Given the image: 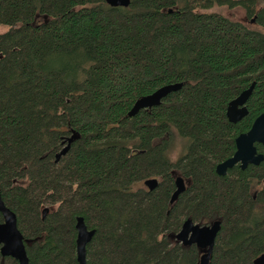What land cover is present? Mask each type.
I'll return each mask as SVG.
<instances>
[{
	"label": "trees",
	"instance_id": "1",
	"mask_svg": "<svg viewBox=\"0 0 264 264\" xmlns=\"http://www.w3.org/2000/svg\"><path fill=\"white\" fill-rule=\"evenodd\" d=\"M217 7L243 9L257 28ZM1 27L0 190L30 264H78L79 217L95 232L87 264H254L264 253V162L216 172L264 113V0H0ZM253 84L248 115L231 123L230 102ZM177 175L187 189L172 203ZM151 179L154 190L139 187ZM187 221L220 223L210 253L180 238ZM0 264L19 263L0 253Z\"/></svg>",
	"mask_w": 264,
	"mask_h": 264
},
{
	"label": "water",
	"instance_id": "2",
	"mask_svg": "<svg viewBox=\"0 0 264 264\" xmlns=\"http://www.w3.org/2000/svg\"><path fill=\"white\" fill-rule=\"evenodd\" d=\"M112 7H128L130 0H106ZM182 88V84L168 85L158 89L153 94L139 99L132 110L129 117H134L141 110H149L160 106L162 100L173 92H177ZM254 84L242 92L235 100L231 101L227 108L228 120L236 124L242 121L248 115L247 103L252 95ZM257 144L264 146V113L260 115L253 123L251 129L236 138V152L232 158L217 166V174L225 176L229 169L236 165H240L241 169H246L250 165L260 166L264 162V154L258 152ZM71 142L62 150L58 156L65 155L70 149ZM145 186L149 190H154L159 181L157 179L147 180ZM176 191L172 198L174 203L178 197L187 189L186 181L183 177L177 176L175 180ZM48 209L44 210V215L48 213ZM0 213L3 216V223L0 224V253L2 257H10L18 261L19 264H30L26 252L24 237L18 228V220L15 213L6 207L1 197L0 190ZM77 261L78 264H87V246L93 239L94 231H90L83 218H77ZM220 230V223L212 226H199L191 221H187L180 232V238L187 244L197 245L200 249L206 250L213 248L217 234ZM209 254H205L202 258V264ZM254 264H264V253L259 256Z\"/></svg>",
	"mask_w": 264,
	"mask_h": 264
},
{
	"label": "rangeland",
	"instance_id": "3",
	"mask_svg": "<svg viewBox=\"0 0 264 264\" xmlns=\"http://www.w3.org/2000/svg\"><path fill=\"white\" fill-rule=\"evenodd\" d=\"M210 12L222 14L223 16L227 17L228 19H230L232 21L241 22V23L248 25L250 27L257 28V26L255 24H253L252 22L249 21V19L246 16V13L243 9H240V8L229 9L227 7H217L215 9L211 10ZM7 31H8V29L6 27L0 28L1 34L7 32ZM183 145L184 144H182L181 141L178 142L177 147L173 153V159L174 160L177 159V157H179V155L182 154V152L184 151ZM139 187H146V186H145V184H143V185H140ZM207 249L205 251H207Z\"/></svg>",
	"mask_w": 264,
	"mask_h": 264
},
{
	"label": "flooded vegetation",
	"instance_id": "4",
	"mask_svg": "<svg viewBox=\"0 0 264 264\" xmlns=\"http://www.w3.org/2000/svg\"><path fill=\"white\" fill-rule=\"evenodd\" d=\"M236 166H239V167H240V165H236ZM233 168H234V167H233ZM233 168H232V169H233ZM240 168H241V167H240ZM247 168H248V167H247ZM247 168H246V169H247ZM229 170H231V169H229ZM229 170H228V171H229ZM242 170H245V169H242ZM228 171H227V173H228ZM216 172H217V169H216ZM226 175H227V174H226ZM226 175H225V176H226ZM219 176H220V175H219Z\"/></svg>",
	"mask_w": 264,
	"mask_h": 264
}]
</instances>
